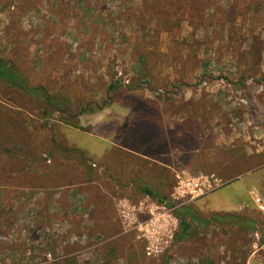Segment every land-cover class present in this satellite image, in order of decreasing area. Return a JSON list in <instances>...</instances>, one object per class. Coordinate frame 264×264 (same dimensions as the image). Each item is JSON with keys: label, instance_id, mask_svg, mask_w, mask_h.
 Here are the masks:
<instances>
[{"label": "rangeland", "instance_id": "374dc122", "mask_svg": "<svg viewBox=\"0 0 264 264\" xmlns=\"http://www.w3.org/2000/svg\"><path fill=\"white\" fill-rule=\"evenodd\" d=\"M0 58L72 113L110 100L80 130L0 80V264H264V0H0ZM191 92L208 113L194 105L193 121ZM199 176L220 185L180 206L254 229L197 225L148 258L119 202L144 203L142 183L171 199L177 177Z\"/></svg>", "mask_w": 264, "mask_h": 264}, {"label": "trees", "instance_id": "16d2710c", "mask_svg": "<svg viewBox=\"0 0 264 264\" xmlns=\"http://www.w3.org/2000/svg\"><path fill=\"white\" fill-rule=\"evenodd\" d=\"M143 79H140L135 82V85L131 83L130 86H128L130 89L140 88V87H149V80L148 78L143 77V75L140 77ZM0 80L6 81L7 84L14 88V89H20L24 94H28L31 96H34L38 99H40L41 102L44 103V108L54 110L56 112H59L63 114L65 117L64 123L71 126L75 129H82V127L74 121V118L81 117L85 114H93L96 112L102 111L104 108H106L108 105H110V100H104L100 103L93 104L94 107L90 109V106L83 105L78 109L77 113H72L69 106H68V100L64 98L61 95H51L48 93L42 86L38 87H32L28 86L26 77L21 74L20 72L16 71L13 67L9 65V63H6L2 58H0ZM180 85L175 84L173 85V89L175 90V93L178 94L180 92L179 89ZM116 87V84H111L108 88V91H113ZM110 99V98H109ZM43 111V115L47 114L48 111ZM51 112V111H50ZM49 112V113H50ZM18 129H23V125L18 126ZM17 133H19L18 130H16ZM9 135V136H8ZM6 137H9L8 140L11 141L12 144L17 145L15 143V137L11 133H8ZM8 143V142H7ZM6 142L3 143L2 151L3 153H7V148H10V144L8 145ZM141 194L146 195L153 200H155L158 203H166L169 204V195H161L159 194L153 187L150 185H144L142 183L140 187ZM174 215L179 219V230L175 237V241H184L187 240L192 234H193V228L197 225L199 227L207 226L210 224H236L241 226L242 228H249L251 230L254 229V221L252 219H248L245 217L240 216L239 214H233V213H214L210 215L208 218H201L199 214L189 205H183L175 208ZM66 264H77L74 260L66 261ZM89 264V263H84ZM105 264H111L110 261H108Z\"/></svg>", "mask_w": 264, "mask_h": 264}, {"label": "built area", "instance_id": "2783aa9c", "mask_svg": "<svg viewBox=\"0 0 264 264\" xmlns=\"http://www.w3.org/2000/svg\"><path fill=\"white\" fill-rule=\"evenodd\" d=\"M120 76V75H119ZM118 82L124 86L129 81L120 77ZM219 84L225 86L226 78L221 77ZM228 90L231 86H226ZM220 185V180L213 176H199L195 178L177 177L174 191L166 203H149L147 196L139 207H131L126 201L119 202L118 212L122 220V224L126 230H136L139 234L138 238L145 242V254L148 258H155L172 245L178 231L179 222L174 215L175 208L180 205L177 203L183 198L195 199L203 196ZM254 203L260 213H264V196L262 198L255 197ZM138 215H143L144 219H138Z\"/></svg>", "mask_w": 264, "mask_h": 264}, {"label": "crops", "instance_id": "0c3cea01", "mask_svg": "<svg viewBox=\"0 0 264 264\" xmlns=\"http://www.w3.org/2000/svg\"><path fill=\"white\" fill-rule=\"evenodd\" d=\"M191 95H188L187 96V104L189 105V110L187 111V112H185L184 113V116L186 117V118H188V119H191L192 121L193 120H198L199 118V116H197V112L195 111V109H194V105H196V104H204V100L205 99H203V98H199L197 95H195V94H193L192 92L190 93ZM205 106V109H206V111L205 110H203L204 112H206V114H208L207 113V104H204ZM198 118V119H197ZM215 118V117H214ZM217 130V129H216ZM205 132V131H204ZM214 133L216 134V141L217 142H221V141H223L224 140V142L225 143H227L228 141V139L231 141L232 139H233V134H229V135H225L224 133H221V134H219V133H217V131H214ZM234 133V132H233ZM207 136V134L206 133H203L202 132V134H200V138L202 137V138H205ZM229 141V142H230ZM227 144H229V143H227ZM194 152H196V151H194ZM191 164L193 165V166H195V164H198L197 162L196 163H192L191 162ZM170 166H173V165H170ZM174 167V166H173Z\"/></svg>", "mask_w": 264, "mask_h": 264}, {"label": "water", "instance_id": "95a60500", "mask_svg": "<svg viewBox=\"0 0 264 264\" xmlns=\"http://www.w3.org/2000/svg\"><path fill=\"white\" fill-rule=\"evenodd\" d=\"M259 244H260L261 246H263V248H264V238H260V239H259Z\"/></svg>", "mask_w": 264, "mask_h": 264}]
</instances>
